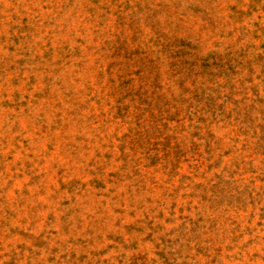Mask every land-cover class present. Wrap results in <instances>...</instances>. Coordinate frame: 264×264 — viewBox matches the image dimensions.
I'll use <instances>...</instances> for the list:
<instances>
[{
    "label": "rangeland",
    "instance_id": "rangeland-1",
    "mask_svg": "<svg viewBox=\"0 0 264 264\" xmlns=\"http://www.w3.org/2000/svg\"><path fill=\"white\" fill-rule=\"evenodd\" d=\"M0 264H264V0H0Z\"/></svg>",
    "mask_w": 264,
    "mask_h": 264
}]
</instances>
